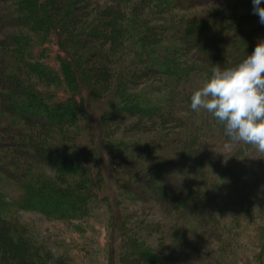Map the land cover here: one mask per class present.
I'll return each mask as SVG.
<instances>
[{"label":"trees","instance_id":"obj_1","mask_svg":"<svg viewBox=\"0 0 264 264\" xmlns=\"http://www.w3.org/2000/svg\"><path fill=\"white\" fill-rule=\"evenodd\" d=\"M228 5L241 12L219 14ZM260 38L251 0H0V264H80L19 211L72 226L104 214L98 252L119 264H197L199 236L218 246L198 264H230L255 225L264 264V152L189 107L213 65Z\"/></svg>","mask_w":264,"mask_h":264},{"label":"clouds","instance_id":"obj_2","mask_svg":"<svg viewBox=\"0 0 264 264\" xmlns=\"http://www.w3.org/2000/svg\"><path fill=\"white\" fill-rule=\"evenodd\" d=\"M252 13L264 25V0H251ZM190 109L206 111L221 122L232 141L264 152V38L239 61L213 65L190 96Z\"/></svg>","mask_w":264,"mask_h":264},{"label":"rangeland","instance_id":"obj_3","mask_svg":"<svg viewBox=\"0 0 264 264\" xmlns=\"http://www.w3.org/2000/svg\"><path fill=\"white\" fill-rule=\"evenodd\" d=\"M211 5H201L197 6L194 9H192L190 12L196 13V15L208 18V14L213 12L211 10ZM241 9L233 5L225 6V9L223 11H219L223 14H232V13H240ZM50 47V56H47L46 60L48 64H50L55 69L58 68V62L55 59V54L59 53L57 50V47L49 44ZM64 96L61 95V98ZM97 111L99 109H96L94 114H91L93 119L97 117ZM94 124H97V119L95 120ZM147 137H145L144 141H147ZM222 150L225 153H229L231 150V147L228 146L227 148H222ZM102 154V161L108 162L110 156L107 155L103 150L101 151ZM111 155V154H110ZM112 157V156H111ZM103 163V162H102ZM105 168H108L106 164L103 163ZM108 184H110L111 191L109 193L110 197H114L115 199L117 197L116 191H114V186L111 185V181H108ZM9 193H13L14 190L12 188L6 189ZM125 201V200H124ZM122 207V206H121ZM124 207V208H123ZM123 209L125 212L130 211L133 214L144 216V217H152L153 219L160 218L161 215V208H158L157 206L147 207L142 204H132L128 203L127 200L123 203ZM104 217V220L102 222L101 217L98 215H93L89 218V222L87 221L86 225L83 222L74 223L72 226L71 224L63 221H56L47 219L41 214L30 212V211H19L15 214V219L25 223L26 225L33 228L39 236L42 237L43 240L48 241V244L55 250V252L58 251H64V253H70L72 256H74L78 263L80 264H119L117 260V252L114 254V259H110L108 255V259H105V256L100 254L98 251L102 247V243L104 241V238L106 236V226H105V215L102 214ZM139 219L138 217H136ZM264 224V222H262ZM250 225V224H248ZM77 226V227H76ZM242 229H248L245 225H243ZM257 230V226L251 225L250 231H242L241 232V244L244 246L241 248V250L236 254V259H233L230 264H256L252 258L254 252L259 248L260 243L258 240H256L255 232ZM158 237H160V234L158 233ZM86 240V241H85ZM161 240L165 241V239H158L154 241V245H156L159 248H162L165 246V243L161 242ZM86 243V246H85ZM196 247V258H197V264L199 262H205L207 263L209 261V253L214 245L218 246L217 243L214 242V244L210 241L205 239L202 236H199L196 238L195 241ZM85 247V250H84ZM87 249V250H86ZM89 250V251H88ZM97 251V253H96ZM109 254V253H108ZM242 255L243 259H242ZM248 256L250 257L251 262L248 261ZM199 260V261H198ZM243 262H242V261ZM226 264V261H224Z\"/></svg>","mask_w":264,"mask_h":264}]
</instances>
